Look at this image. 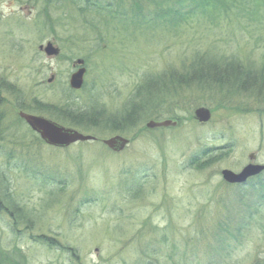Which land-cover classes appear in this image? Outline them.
Segmentation results:
<instances>
[{"label":"rangeland","instance_id":"rangeland-1","mask_svg":"<svg viewBox=\"0 0 264 264\" xmlns=\"http://www.w3.org/2000/svg\"><path fill=\"white\" fill-rule=\"evenodd\" d=\"M232 3L200 12L196 0H0V264H264V213L246 218L255 199L220 176L249 154L264 165V90L237 79L221 89L198 69L263 70L264 9L225 14ZM116 5L141 23L120 24ZM49 42L57 56L39 51ZM197 108L208 123L194 120ZM18 112L98 142L48 148ZM150 120L178 124L147 130ZM113 136L130 143L112 153L101 141Z\"/></svg>","mask_w":264,"mask_h":264},{"label":"trees","instance_id":"trees-1","mask_svg":"<svg viewBox=\"0 0 264 264\" xmlns=\"http://www.w3.org/2000/svg\"><path fill=\"white\" fill-rule=\"evenodd\" d=\"M198 1L196 0V5L198 7L205 9L206 6H212L211 8L215 9L216 11L221 10L220 8H222L224 4L226 3V0H198ZM210 1H213V3L212 2L209 3ZM250 8H252L255 11L254 13L257 14V9L259 8L264 9V0H233V3L231 4V6H228L225 9V14L227 12L226 10H229V12L241 11L242 13L245 11L247 12V10H251ZM233 15L235 16L238 14H233ZM198 69H200L201 73L206 74V76L215 84L216 87L221 88V89L224 87V85L227 84V82L230 83L234 81V79H237L238 81H236V83L241 85L244 90L249 89L248 87H251V86H254V87L256 86V88L252 89V91L259 90L260 92L264 90V67L262 68L263 70L257 69L256 71H253V72L252 71L242 72L241 68L237 64H233V63H227L225 66H221V67L218 65L210 64V63H206V64L202 63L199 65ZM134 110H138V107H136ZM71 111H75V110H71ZM61 112L63 115L68 116L69 119L73 120V122L75 121L74 123L76 124H84V125L89 124L93 127L97 125L96 123L97 121L94 117L87 118V115L85 114L82 115V114H76V113L71 112L72 114L78 115V116H72V114H69L70 112H67L65 110H61ZM133 118L134 117H132L131 114H128L126 118H122V119L118 118V120H115V119L110 120V125L114 127L115 129H118L119 125L122 126L123 124H126V123L129 124L133 120ZM224 155H226V153L223 154V156ZM211 158L214 160H218L216 159L218 157H215L212 154L210 155L208 159L211 160ZM189 165L195 168L197 167L198 169V167L202 166V163L201 161H198V160L196 161L195 159H192ZM239 190L241 191L240 195L242 198L249 197L251 200L255 199L254 201H252L253 204L249 203L248 206H246V209H248L250 206H253V207H250L251 212H247L248 215L246 218L251 219L254 216H261L264 213L263 211L264 210V180L260 178L257 182L251 181L247 185L239 187ZM244 230L245 228H243L242 226H237L235 227L234 234L240 235ZM220 242L224 244V241H220ZM221 246H224V245H221ZM6 260L12 261L9 258H7Z\"/></svg>","mask_w":264,"mask_h":264},{"label":"water","instance_id":"water-1","mask_svg":"<svg viewBox=\"0 0 264 264\" xmlns=\"http://www.w3.org/2000/svg\"><path fill=\"white\" fill-rule=\"evenodd\" d=\"M39 50H42L47 56H57L58 54V49L53 48L50 43H48L44 48L42 46L39 47ZM74 65H82V61L78 60L74 63ZM84 72L85 70L81 68L70 76L69 87L71 89L78 90L81 88L83 84ZM19 118L24 120L30 129L37 133L40 139L49 146L66 148L77 142L94 141V138L90 136H84L72 129L64 128L42 117L19 113ZM194 118L201 124L207 123L210 119V112L207 109L198 108L194 111ZM175 125L176 123L170 120L163 122L150 121L146 124V128H171L175 127ZM102 143L108 149L118 152L128 144V141L121 137H112L110 139L104 140ZM254 158L255 157L253 154L248 156V160L250 161H253ZM263 171L264 165L250 163L246 165L239 173L223 170L221 172V178L227 184H243L247 181V179L255 177L261 174Z\"/></svg>","mask_w":264,"mask_h":264},{"label":"flooded vegetation","instance_id":"flooded-vegetation-1","mask_svg":"<svg viewBox=\"0 0 264 264\" xmlns=\"http://www.w3.org/2000/svg\"><path fill=\"white\" fill-rule=\"evenodd\" d=\"M118 20H119V21H125V20H120L119 18H118Z\"/></svg>","mask_w":264,"mask_h":264},{"label":"bare ground","instance_id":"bare-ground-1","mask_svg":"<svg viewBox=\"0 0 264 264\" xmlns=\"http://www.w3.org/2000/svg\"><path fill=\"white\" fill-rule=\"evenodd\" d=\"M198 67H199V65H198Z\"/></svg>","mask_w":264,"mask_h":264}]
</instances>
